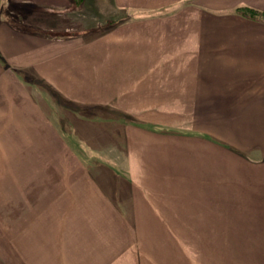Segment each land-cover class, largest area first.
Returning <instances> with one entry per match:
<instances>
[{
	"label": "crops",
	"instance_id": "1",
	"mask_svg": "<svg viewBox=\"0 0 264 264\" xmlns=\"http://www.w3.org/2000/svg\"><path fill=\"white\" fill-rule=\"evenodd\" d=\"M106 2L145 19L117 53L140 61L130 85L121 68V146L105 149L117 159L91 166L31 96H11L50 45L84 37L68 35L81 24L68 13L81 11L0 0V222H30L25 236L39 222L41 264H264V244L245 243L264 241V22L235 12H264V0ZM155 109L170 110L167 120L125 124L129 110Z\"/></svg>",
	"mask_w": 264,
	"mask_h": 264
},
{
	"label": "rangeland",
	"instance_id": "2",
	"mask_svg": "<svg viewBox=\"0 0 264 264\" xmlns=\"http://www.w3.org/2000/svg\"><path fill=\"white\" fill-rule=\"evenodd\" d=\"M69 2L71 5L69 8L67 7L68 10L74 6L81 12L78 10L76 12L75 9V13L71 12L72 14L68 13V15L75 17V21H79L81 24L76 23L73 28L68 30H73L68 35H76L74 33L78 32V29H82L85 32L82 34L84 37L75 43L66 41L65 44L56 42L55 45H50V53L53 55L47 60L37 63L38 65L35 66L38 67H35L34 70L31 69V64L28 68L23 67L24 71L34 75L28 77L30 81L18 76L17 90L15 94L12 92L11 96L16 95L17 102L26 96H31L41 108L40 112L34 111L39 112L41 114L39 116L52 125L51 128L66 138L70 148L78 157L89 162L91 166L96 163L109 165L112 163V158L113 160L117 159L112 157V154L120 149L121 144L119 140H116V138H120L119 135L115 134H120V129L123 131L122 125L124 124L120 123L124 119L120 118L121 109L113 107L116 104L115 101L119 100L120 94L118 93L124 88V83L121 84V80H126V77H123L124 73L120 75L121 68L125 63L128 64L130 76L127 79L129 78L130 85L135 79L131 75V70L136 69L137 64L140 63L135 59L136 57L128 62L120 60L119 51L122 47H130L126 42H134V38L136 39L138 36L136 24L138 20L145 18L118 9L108 4L106 0H91V3L89 0H69ZM89 4L91 6L86 7ZM86 8L90 11H87ZM68 15H66V19L69 18ZM109 57L110 61H106V58ZM107 63L111 64L113 69V71L111 69V73L106 68ZM147 65L148 62L145 67ZM4 81L5 79L2 78V82ZM73 86H75L74 91L71 90ZM2 95L5 96V94ZM73 99L78 100L75 101L77 104L71 102ZM105 105L109 109L104 108ZM129 111H132L134 116H129L125 124L133 127L140 126L135 121V119L138 120L139 115L167 120L164 116L170 112V110L157 109ZM157 126L163 132H167L169 129L167 124L158 123ZM23 127V125H18L17 130L23 129ZM104 134L107 137L110 135L106 144L108 146H104V141L95 140L97 136ZM104 139L106 140V137ZM105 149L114 151L108 156ZM8 223L10 225L7 227ZM30 224V222L12 221L11 227V222H0V264H41L39 222L36 227L34 222L32 224L33 233L37 231L38 234L25 236V228H29ZM16 233L18 235H12ZM245 243L264 244V241ZM255 255L258 256V260L264 261L263 253ZM243 256L247 257L248 254H242V259Z\"/></svg>",
	"mask_w": 264,
	"mask_h": 264
},
{
	"label": "trees",
	"instance_id": "3",
	"mask_svg": "<svg viewBox=\"0 0 264 264\" xmlns=\"http://www.w3.org/2000/svg\"><path fill=\"white\" fill-rule=\"evenodd\" d=\"M240 16L264 22V12L249 7H237L235 10Z\"/></svg>",
	"mask_w": 264,
	"mask_h": 264
}]
</instances>
